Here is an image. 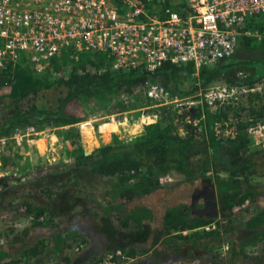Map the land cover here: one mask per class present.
Here are the masks:
<instances>
[{"label":"trees","instance_id":"trees-1","mask_svg":"<svg viewBox=\"0 0 264 264\" xmlns=\"http://www.w3.org/2000/svg\"><path fill=\"white\" fill-rule=\"evenodd\" d=\"M167 4L180 12L184 11L182 3L167 1ZM246 26L260 32L264 29L262 18L256 15L249 19ZM263 38L262 35L246 37L249 42H246V45L251 46V51L255 50L254 47L264 51V46L250 44L251 39L260 41ZM111 63L112 59L107 51L93 49H85L77 54L64 49L51 55L41 69L32 66L24 55L15 63L5 61V65L0 67V138L3 137L0 142V167L4 169V176L7 177V172L13 169L14 164L10 158L15 155V143L11 135L16 127L29 124L39 128L67 125L64 134L73 145L70 161L77 165L80 172L103 177L102 186L96 194L91 193L85 183L77 178L69 182L78 185L70 191L74 192L71 200L72 204L73 201L75 203L72 205L68 201L60 206L63 209L59 213L61 215L78 212L82 216L83 211L79 207L82 200L87 205L95 203L102 208L103 214L118 215L120 218L125 214L122 209L126 203L142 199L143 195L154 190L161 183L160 176L173 171L181 176L178 181L181 182L184 178H195L196 169L202 173L213 169L215 174L208 176L213 177L217 191L211 204V213L203 215L194 211L195 207L204 206V203L191 206L179 202L167 206L163 214V231L166 234L177 232L164 240L183 239L194 247L201 244L207 251L215 250L220 242H226L228 250L224 262L228 263L246 257V247L251 245L257 247L260 259H263L264 169L257 168L264 159V148L250 147L246 130L254 120L256 122L257 119L264 118L259 117L262 113L260 108H264L261 92H248L244 103L238 101L239 103H216L211 106L202 101L182 107L181 112L177 111V107H173L174 116L170 109L166 108L168 106L164 105L159 119L145 123L140 133L129 139H122L113 134L111 142L86 152L76 125L85 115H79L78 111L86 106H108L110 111L124 109L126 105L119 100L120 94L133 92L141 87L145 78L158 81L180 96L202 91L213 81L236 82L234 74L227 70L228 63L223 59L201 65L197 74L193 62L167 61L153 72L146 69L142 63L119 68H113ZM262 77L263 73H252L250 77L247 76L246 82L251 84ZM185 80H188L186 87L183 86ZM51 87L58 88L60 92L47 104L42 99L46 90ZM185 113L191 114L197 122L185 121ZM253 115L257 118L245 117ZM174 118L182 120L184 126L187 123L189 127L185 126V131L180 133ZM198 125L200 129H197ZM215 125H219L220 132ZM232 126L236 129L234 134L224 133V129H230ZM86 135L87 138L91 137ZM201 152H205L203 159L199 155ZM259 157L261 158L258 159ZM47 166V170L36 171L30 179L35 182L40 177L47 178L54 171L65 170L68 164L52 163ZM221 169H226L225 176L218 175ZM25 181L18 175L12 176L11 173L9 183L2 182L0 191L26 185ZM66 183L60 182L56 185ZM46 191V197L53 199L54 195L56 199L58 189L47 187ZM23 197L17 193L7 201L11 209L20 208L18 216L27 218L29 222L22 228V234L6 235L7 241L0 242V264H16L19 262V256L31 259L47 249L52 251V257L56 255L57 250L62 249V242L66 239L81 236L72 223L63 232L62 229L56 231V227H50L49 224L57 215V210L52 205L55 199L50 203H38ZM209 203L212 202H206L205 207L208 208ZM0 209L4 210L1 207ZM145 213L147 217L150 216V208L147 205L134 204L129 208L128 216H125L128 221L133 220L138 226ZM123 225L129 228L127 222ZM206 225L210 227L205 228ZM45 229H48L45 236H39V232H36ZM183 230L190 231L183 233ZM22 235H27L28 239L24 247L15 252L14 243L25 240ZM17 236L20 239H17ZM78 243L82 244L83 239L78 238ZM17 244L21 245V242ZM115 248H121L129 256L138 255L133 246H114L92 264ZM113 258L116 259L115 256ZM219 258H222L220 254Z\"/></svg>","mask_w":264,"mask_h":264},{"label":"built area","instance_id":"built-area-1","mask_svg":"<svg viewBox=\"0 0 264 264\" xmlns=\"http://www.w3.org/2000/svg\"><path fill=\"white\" fill-rule=\"evenodd\" d=\"M147 1L0 0V67L21 55L37 66L64 49L74 54L93 49L107 51L113 68L136 66L137 60L151 72L167 61H191L199 68L230 57L240 35L259 34L246 26L252 16L262 18L264 28V0H176L183 2V12L167 4L169 0H152V6ZM156 3L161 5L160 14L157 9L151 12ZM236 74L239 82L213 81L197 92L198 98L179 96L148 78L141 85L150 100L178 109L202 101L214 106L261 88L264 78L250 84L248 72L239 69ZM34 129L29 124L15 131L22 137ZM246 130L250 147L264 141V119ZM134 258L115 248L94 264H125Z\"/></svg>","mask_w":264,"mask_h":264},{"label":"rangeland","instance_id":"rangeland-1","mask_svg":"<svg viewBox=\"0 0 264 264\" xmlns=\"http://www.w3.org/2000/svg\"><path fill=\"white\" fill-rule=\"evenodd\" d=\"M169 1L174 2L176 0ZM177 2L183 4L182 1ZM260 35L264 36V31H259V34H254L255 37H260ZM250 44H258L259 46H264V39L260 41L251 39ZM137 61V63L141 65L142 62L139 60ZM44 62L45 61L41 62L37 66H34L32 63L31 65L37 69H41L44 65ZM254 67L255 71H262L263 69V65L260 63L255 64ZM262 78H264V76ZM261 89H264V80H262ZM58 92H60L58 88L51 87L46 90V93H44L42 100L44 102H47L48 104L52 99H54L58 95ZM199 96L200 95L197 94L196 97L198 98ZM240 99L242 98L239 97L236 101H229L225 103H237L238 101H240ZM119 100H121V103L123 105H126V108H117L116 110L112 109L110 111L108 106L101 108H96L93 106L92 108L86 106L83 108V110L78 111L79 115H85V118L80 120L76 125L79 128L81 141L86 152L87 150L88 152H90L94 147L111 142L113 139V134L118 135V137L122 139H129L135 136L136 134L140 133L143 130V125L145 123L151 122L154 118L155 120L159 119L160 111L163 109L164 105L168 106L166 108L170 109L172 116L175 115L173 104H165L155 100H150L149 97H147V95L145 94L142 85L141 87L136 88L133 92L121 93ZM177 111L181 112L182 108H177ZM184 115L185 116L183 118L186 119L187 122H197L196 119H193L191 114L189 115V113H185ZM117 118L122 119V122L120 124L117 121ZM176 119L177 118H174V121L178 126V130L179 127H181L182 129L185 126L186 128L189 127L187 123L184 126L182 120L180 122L181 125L179 126V119H177V121ZM114 122L117 123V126L114 124ZM86 125L90 127V138H87L86 133L83 132L84 126ZM33 126L36 129H34V133L22 137H20L14 129L11 138L14 139L15 143V155L10 157L14 161L13 169L7 172L8 175L7 177H5L6 175L4 169L0 167V185L2 182H5V184L9 183V175L11 173L12 176L18 175L20 179H25V182H27V185L22 184L18 187L14 186L15 188L12 189H7L5 191L3 189L0 191V207L4 209H0L1 243L7 241L6 239H8V237L6 235L11 234V230H14L12 232H15V230L21 231L23 225L25 224L24 218H21V221H19V219L14 220L20 214V208H18V210L16 207H13V209H11V207L7 205L8 199L11 198L14 194H21L22 197L24 196V199H28L29 201H35L38 203H50L53 201V199H55V197L54 195L53 199H49L48 197H46V188L50 187L54 190V186L60 182L69 183L73 182V180L77 178L81 180V182L86 184L92 183L94 185L100 186L103 183V177L88 172H80L77 165L70 161V159H72L73 145L64 134V129L67 127V125H57L43 128H39L34 124ZM215 127L217 131L220 132L219 125H215ZM233 127L235 129V126L230 127V129H224V133H233ZM197 129H200L199 125ZM263 144L264 141L258 140L254 143V145H252V147H263ZM1 145L0 150L2 147ZM199 155L202 158L205 156V152H201ZM52 163H67L68 167H66L65 170L54 171L47 178L40 177L35 182L30 179V177L36 171L47 170V165ZM209 168H211V166ZM218 172L219 176L226 175V169H221ZM74 173L76 174V176ZM212 174H215V171L213 169H208L205 173L199 172L198 169H196V176L194 178L195 180H190L191 183H184V180L178 182L181 176L175 174V172L172 171L171 174H165L160 176L161 185H163L160 189L152 190L146 195L142 196V198L144 201L146 200L148 203H152L153 205H155L157 209H160L164 205V203L173 204L174 201H185L188 202L191 206L197 203H206L211 201L212 203L208 204V208L207 206L201 208H194V211L198 214H210L212 211L211 204H213L214 202L215 193L217 191V187L213 181V177L211 178L208 176ZM98 191H94V193H98ZM163 197L167 199L165 202L162 201L164 200ZM14 201L16 202L17 198ZM6 205L8 208L6 207ZM52 205H55V203H53ZM14 208L16 209L15 212ZM97 208L101 207L94 206L92 210H95ZM89 210L91 209H88V211ZM146 213L144 214L145 217H147ZM78 214L79 216H81L80 213ZM152 224H154L155 227H152ZM132 227L137 228L135 231L132 232V237L137 240L142 238L144 239L147 235L151 233H153V239H155L156 237H159L158 234H161L162 232V227L157 221H146L144 224L139 223L138 226H136V223L134 222ZM189 231L190 230H185L183 233H188ZM133 238H129L127 240H132ZM200 245L194 247L190 244V242H186L183 239H176L175 242L171 244L172 249L170 251V254L167 255L170 258L168 260L171 261L173 257H179L181 261H177L174 264H257L260 263V261L262 260L260 259L256 246L248 245L246 247L248 255L245 259L238 260L237 262L233 263H228L224 262L227 259V256L225 255L227 254L226 252L228 250L226 247V245L228 244L226 242L218 243L217 248L215 250L210 251L205 250V248ZM74 249L77 250L76 247H74ZM219 254L220 256H222V258H219ZM134 261L135 259H131L128 263L126 262L125 264H132Z\"/></svg>","mask_w":264,"mask_h":264},{"label":"crops","instance_id":"crops-1","mask_svg":"<svg viewBox=\"0 0 264 264\" xmlns=\"http://www.w3.org/2000/svg\"><path fill=\"white\" fill-rule=\"evenodd\" d=\"M147 2L149 5L152 2V0H148ZM175 2H177V1H175ZM151 6H152V3H151ZM153 7L151 8V12H156V9H157L158 13L159 14L161 13V5L159 3H156L155 5H153ZM120 9H121V13H123L124 9H122V8H120ZM250 36L253 37L252 35H240L238 38L239 43L236 46L235 52L230 57L223 59L224 62H226V64L228 63L227 70L231 71L234 74V76H235L234 78L236 79V82H239V78L236 76V70H239V69H243L244 71L248 72L249 75L252 74L251 72H254L253 74L263 73V76H264V51H260V49L256 48V47H254V48L257 50L251 51V49H249V48H251V46L246 45V42H248V41H246L245 38L250 37ZM217 61L218 60H214L212 62L216 63ZM188 62H191V61H188ZM230 62H232L233 65H232V63L229 64ZM184 63H187V62H184ZM257 63H260L263 65L262 71H255L254 66ZM194 67L196 69L195 74H197L198 68H196L195 65H194ZM187 81L188 80H185V82H183L184 87L187 86V84H188ZM254 91H256V92L260 91L261 92L262 97H263L262 103L264 104V89L258 88V89H255V90L249 91V92H254ZM247 93L240 95V97L242 98V99H240L241 103H244L246 101ZM197 94L198 93L196 91L193 95L188 94L187 96L196 97ZM260 110H262L261 111L262 113L259 114V115H261L259 117H264V108H260ZM245 117H248L249 119L257 118L256 115L245 116ZM262 119H264V118H262ZM262 119H257V120H262ZM154 120H155V118L152 119V121H154ZM117 121L120 124L122 122V119L117 118ZM176 121H177V119H176ZM185 121H186V119H185ZM180 122H181V120H178L179 126L181 125ZM253 122H255V120ZM114 124L116 125L117 123L114 122ZM89 129H90V127L86 125V126H84L83 132L90 135ZM235 130L236 129H234V127H233V131H234L233 134L235 133ZM81 131H82V128H81ZM184 131H185L184 128L182 129L181 127H179L180 133H183ZM259 147H261V146H259ZM263 148H264V144H263ZM87 152H88V150H87ZM260 158L261 157H259L258 159H260ZM257 169H264V159L261 163H259V166ZM257 169H255V171H257ZM44 171H42V172H44ZM171 173L172 172H169V174H171ZM193 179L184 178L183 182L184 183H191L190 180L194 181L195 179L194 180ZM84 185L87 188H89L91 193H94V191H98L100 189V187L102 186V185L97 186V185H94L92 183H88V184L85 183ZM161 186H163V185H161V183H159L155 189L156 190L160 189ZM75 187L77 188L78 185H75L74 183L73 184L66 183V184H60V185L54 186V188L58 189V191H59L56 195L55 205H53V206H55V208L57 210V215L54 216V218L52 219L53 222L49 225H50V227H54V228L56 227V231L58 229H62L61 231L63 232L69 226V224L72 223V226L75 227L78 230V232L81 233V236L76 235L72 238L66 239L64 242H62V249L57 250L55 252L56 255H54L52 257H50V253L52 251L47 249L46 251H43L40 255L35 256L31 259H26L25 257L20 258V256H19V257H17L19 262L16 264H92L95 259L99 258L101 255H103L106 251H108L110 248H112L114 246H122L125 248H130L133 246L135 248V252H137L138 255L135 254L136 255L134 258L135 261L132 264H161L162 261L169 258L167 255L170 254V251L172 249L171 244L175 242L176 238H170L169 240H164V238L169 237V235L171 236L173 233H175L177 231H172L171 233L166 234L162 228L161 234H158L159 237H156L155 239H153L154 235H153V233H151V234L147 235L144 239L142 238V239L137 240V239H134L132 237L133 236L132 232L135 231L134 230L135 227H132V224L134 221L133 220L128 221L127 217L125 215L128 216L129 208L134 204H138L139 206L147 205V207L150 208V216L143 218L141 223L144 224L146 221H148V222H150V221L156 222L157 221L159 223V225L162 227L163 214H164L165 208L167 206L175 205L179 202H184V203H188V202H185V201L176 202V201H174L173 204H170V203L165 204L164 203V205L160 209H157L155 207V205H153L152 203H148L146 200L144 201L142 198V199H138V200L133 201V202L126 203V206L124 207V209H122V210H124L125 214H122L121 217L119 218L118 215L107 214V213L103 214L101 212L102 208H97L95 210L94 209L92 210V208H94V206L95 207L97 206L95 203L91 204V205L90 204L87 205L81 200L79 202L80 203L79 207L83 211L82 216L79 217L77 215L78 212L77 213L71 212V213H67L65 215L59 214L63 210L62 207H60V206H63L68 201H70V203L72 204L71 198H72L74 192L70 193V191H73V189H75ZM94 194H96V193H94ZM163 199H164V200H162L163 202H165L167 200L165 197H163ZM33 202H35V201H33ZM74 203H75V201H73V204ZM205 205H206V203H204V206ZM204 206H200L199 208L204 207ZM75 207H74V211H75ZM84 208L91 209V210H89V211L87 210L88 211L87 212V211H85ZM21 218H24V217L23 216H17L14 220L19 219V221H21L20 220ZM24 221H25L24 222L25 224L23 225V227H25L29 222L27 218L26 219L24 218ZM125 222L128 223L129 228L124 227L123 223H125ZM57 223H58V225H57ZM153 226L155 227L154 224H152V227ZM46 227H48V226H46ZM12 231H14V230H11V234H9V236H12L14 233L15 234L16 233H19V234L23 233L22 231H17V230H15V232H12ZM184 231L185 230H183L182 232H184ZM36 232H39V236H45L48 232V229L36 230ZM22 237H24L25 240L19 241V242H21V245L17 244V243H19L18 241H16V243H14V244H16V247H14V249L16 250L15 252L20 250V248H23L25 245V242L28 239L27 235H22ZM18 238L19 237L17 236V239ZM78 238L83 239L82 244L78 243ZM129 238H133V239L127 240ZM0 240H1V236H0ZM74 247H76L77 250H75ZM175 260L176 259L173 258L171 261L173 262ZM168 264H174V263H171L168 261Z\"/></svg>","mask_w":264,"mask_h":264},{"label":"flooded vegetation","instance_id":"flooded-vegetation-1","mask_svg":"<svg viewBox=\"0 0 264 264\" xmlns=\"http://www.w3.org/2000/svg\"><path fill=\"white\" fill-rule=\"evenodd\" d=\"M157 69H158V68H157ZM157 69H156V70H157ZM156 70H155V71H156ZM173 258H174V257H173ZM245 258H246V257H244V258H241V257H240V258H238V260H242V259H245ZM168 259H170V258H167L166 260H164L165 262L162 261L161 264H168V261H169ZM175 259H176V260L173 261V263H176L177 261H181L179 257H178V258H175ZM238 260H237V261H238ZM169 262L172 263V261H169ZM240 264H242V263H240ZM245 264H246V263H245ZM258 264H264V258H263V259L260 261V263H258Z\"/></svg>","mask_w":264,"mask_h":264}]
</instances>
